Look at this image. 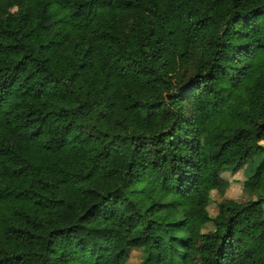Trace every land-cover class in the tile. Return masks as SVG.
<instances>
[{"label":"trees","instance_id":"trees-1","mask_svg":"<svg viewBox=\"0 0 264 264\" xmlns=\"http://www.w3.org/2000/svg\"><path fill=\"white\" fill-rule=\"evenodd\" d=\"M0 201V264H264V0H0Z\"/></svg>","mask_w":264,"mask_h":264},{"label":"rangeland","instance_id":"rangeland-1","mask_svg":"<svg viewBox=\"0 0 264 264\" xmlns=\"http://www.w3.org/2000/svg\"><path fill=\"white\" fill-rule=\"evenodd\" d=\"M14 11L15 8H12ZM222 177L227 182V187L225 191L222 193L218 192L217 190H213L211 193V200L207 206V209L211 215L215 214L217 211V202L222 198H231L234 200H246L248 198V194L243 189V180H244V172L243 169L236 172L231 173L229 171L222 172ZM3 207L2 201H0V210ZM212 226L210 223L205 225L204 231L211 229ZM129 246H131L129 244ZM141 260V252L133 247H130L128 250L127 259L124 261L123 264H138Z\"/></svg>","mask_w":264,"mask_h":264}]
</instances>
